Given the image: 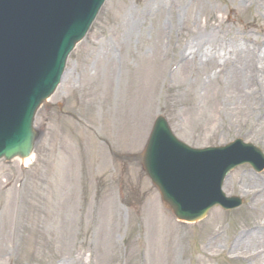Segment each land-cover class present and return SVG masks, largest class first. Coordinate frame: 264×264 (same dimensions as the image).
Segmentation results:
<instances>
[{
    "label": "rangeland",
    "instance_id": "374dc122",
    "mask_svg": "<svg viewBox=\"0 0 264 264\" xmlns=\"http://www.w3.org/2000/svg\"><path fill=\"white\" fill-rule=\"evenodd\" d=\"M233 3L106 2L35 118L32 161L0 162V264H258L246 242L261 221L264 172L234 171L224 190L244 206L187 225L162 203L137 157L160 115L192 147L240 138L264 152V89L255 95L242 74L231 82L238 63L221 75L217 66L207 70L208 56L195 71L180 65L202 33L241 46L264 41V0L231 13Z\"/></svg>",
    "mask_w": 264,
    "mask_h": 264
},
{
    "label": "water",
    "instance_id": "95a60500",
    "mask_svg": "<svg viewBox=\"0 0 264 264\" xmlns=\"http://www.w3.org/2000/svg\"><path fill=\"white\" fill-rule=\"evenodd\" d=\"M10 1L12 0L8 2L0 0L2 11H12L13 5L16 6L19 2L13 0L14 4H9ZM104 1L62 0L64 5L71 8L62 12H60L62 3L57 2L54 6V3L47 2L43 4L45 8L38 11L34 21L30 20L33 24L42 22L41 25L27 28L19 16H14L12 26L6 27L2 32V40L11 43L22 42V33L16 30L26 28L28 35L30 33L32 35L28 39L26 37L23 62L17 57L2 60V89L5 93H10V89L15 86L9 81L12 75L7 73L11 71L22 77L23 72L41 58L48 56L50 61L45 62L48 66L39 76L30 100H26V106H21L20 111L26 108L28 114L20 131L12 138H6L5 135L10 130L4 133L0 128V140L2 137L7 140L0 149V158L5 156L11 159L17 155L28 157L31 154L35 138L31 111L33 109L36 111L54 92L68 54L74 44L85 35ZM14 112L16 114V108ZM0 118L5 127L15 122L13 115L7 111L2 112ZM248 162L259 171L264 168V157L261 152L240 142L221 149L192 150L174 138L162 118L155 126L144 156L145 168L153 183L159 188L164 202L170 206L178 219L184 221L202 219L216 205L226 209L238 206L239 200L224 198L221 186L229 171Z\"/></svg>",
    "mask_w": 264,
    "mask_h": 264
},
{
    "label": "bare ground",
    "instance_id": "6f19581e",
    "mask_svg": "<svg viewBox=\"0 0 264 264\" xmlns=\"http://www.w3.org/2000/svg\"><path fill=\"white\" fill-rule=\"evenodd\" d=\"M247 1L251 0H234L233 5H228V11H241L244 10L243 4ZM207 31V29H206ZM217 37L210 32L209 34L202 33L197 38L193 39V41H196L195 46H192V48H197L195 51L191 54L190 57L186 56L184 52V57L180 60V65L185 66L187 63L191 64L193 66V71H195L196 64L199 61L201 57L208 56L206 58V65L207 70L211 71V66H217L218 68L217 73L221 75V73L226 72L228 64H235L238 63L241 67V69L236 68L230 78V81H235L240 74H242L245 79H248L249 84L247 87L252 84L254 90V94H259L262 89H264V67L262 68V73H260V69L257 67V62L261 61L262 64H264V51L262 48H259V43L257 44L254 42L253 44L247 43V45L238 44L234 38V40L224 43L222 41L216 42ZM225 44L227 46L225 47ZM264 47V46H263ZM187 48H190L189 45ZM225 48V50H224ZM232 49V51L229 53V58L226 59V50ZM192 51V50H191ZM225 52L224 55H221V52ZM225 60L224 64L220 63V60ZM102 61V60H101ZM105 61V59L103 60ZM251 65V69H250ZM184 73H189L188 69H184ZM256 71H259L256 73ZM253 96V94H251ZM254 97V96H253ZM253 102H255V99H253ZM264 125V116L258 118V126L261 128ZM32 161L31 158H28L24 160L26 164H29V162ZM257 205H258V214L261 218V221L259 222L258 227L256 228L255 232H251L248 235V241L246 248L252 249V247H255V255L252 257L255 261H257L258 264H264V190H260L257 195ZM244 244V243H241Z\"/></svg>",
    "mask_w": 264,
    "mask_h": 264
}]
</instances>
